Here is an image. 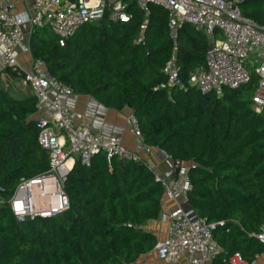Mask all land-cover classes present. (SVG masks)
I'll return each instance as SVG.
<instances>
[{
  "label": "trees",
  "instance_id": "obj_1",
  "mask_svg": "<svg viewBox=\"0 0 264 264\" xmlns=\"http://www.w3.org/2000/svg\"><path fill=\"white\" fill-rule=\"evenodd\" d=\"M243 17L264 27V0H235ZM126 23L87 22L64 46L47 27H34L29 47L48 73L106 107L128 108L143 143L188 167L187 205L214 223L222 258L252 262L264 246V109H252V82L203 94L188 84L203 65L208 39L189 23L170 36L164 9L145 16L134 3ZM176 59L184 88L167 86L163 68ZM9 76H17L7 69ZM34 97L14 98L0 85V264H131L157 242L147 229L162 211L163 189L140 161L103 152L89 166L76 161L64 182L68 207L48 218L19 221L8 200L20 179L44 175ZM226 230L228 232H226Z\"/></svg>",
  "mask_w": 264,
  "mask_h": 264
},
{
  "label": "built area",
  "instance_id": "obj_2",
  "mask_svg": "<svg viewBox=\"0 0 264 264\" xmlns=\"http://www.w3.org/2000/svg\"><path fill=\"white\" fill-rule=\"evenodd\" d=\"M131 3L145 16L141 29L146 27L150 6L157 5L167 13L172 38L185 23L205 34L208 46L204 63L191 72L189 85L203 94L221 87L238 89L250 84L254 74L252 109L256 112L264 109V27L243 17L235 0H32L31 11H17L11 0H0V79L11 69L28 85L36 107H45L44 114L35 119V125L37 142L49 161L44 175L19 180L8 205L15 217L48 218L68 207L64 182L76 161L89 166L92 156L99 152L107 158L140 161L160 181L162 204L165 200L175 202V207L161 217L167 228L164 238L154 247L157 260L160 264H176L178 256L185 254L188 264H206L221 255L213 239L214 223L204 217L190 216L176 202L180 197L187 204V192L191 188L188 167L173 164L174 177L167 180L144 157L152 151L143 143L139 123L132 113L126 116L128 129L134 136V148L130 149L116 137L93 132L82 113L65 105L64 98L73 93L72 89L52 77L43 60L31 57L27 68L18 61L20 54H30L29 45L24 43V24L47 27L58 45L64 46L87 22L103 19L112 23L129 22ZM163 73L167 86L185 87L178 77L174 56L166 62ZM159 154L167 157L163 152ZM255 237L264 246V224ZM222 262L254 264L245 261L239 253L223 257Z\"/></svg>",
  "mask_w": 264,
  "mask_h": 264
},
{
  "label": "crops",
  "instance_id": "obj_3",
  "mask_svg": "<svg viewBox=\"0 0 264 264\" xmlns=\"http://www.w3.org/2000/svg\"><path fill=\"white\" fill-rule=\"evenodd\" d=\"M15 4L17 11L32 9V0H11ZM34 26L29 23L24 24L23 32L25 30H30L29 35L25 33L24 43L29 45L30 36L33 31ZM217 35L218 34L217 32ZM32 57L30 54L22 53L18 57L20 64L24 68L28 67V60ZM3 78V77H2ZM5 78H9L7 74ZM30 91V90H29ZM31 95V93H30ZM27 95V96H30ZM15 98V97H14ZM20 99V98H18ZM65 105L77 112L82 113L85 118L90 122L93 132L100 134L104 137H116L120 140L122 145L127 148H134V136L130 133L128 125L126 123V116L131 113L128 108H123L121 110L106 107L99 103L94 97L90 95H80L72 93L64 98ZM44 106L37 107V115L44 114ZM152 165V167L167 180L171 181L174 177L173 163L169 157H164L159 154V152L153 151L151 155H144ZM1 202V201H0ZM178 204H180L185 211L192 217H196L187 204H185L180 197H177ZM175 207V202L171 200H165L162 204V211L159 218L155 221H150L147 224V229L152 231L157 238V241L164 238L167 224L162 221V215L168 210ZM226 232H228L226 230ZM215 241V240H214ZM216 243V242H215ZM218 246V245H217ZM219 247V246H218ZM220 256H216L210 259L206 264H217L220 261ZM254 264H264V252L257 254L253 260ZM131 264H160L157 260L155 250H151L148 253L142 255L134 263ZM176 264H188V258L185 254H180Z\"/></svg>",
  "mask_w": 264,
  "mask_h": 264
},
{
  "label": "rangeland",
  "instance_id": "obj_4",
  "mask_svg": "<svg viewBox=\"0 0 264 264\" xmlns=\"http://www.w3.org/2000/svg\"><path fill=\"white\" fill-rule=\"evenodd\" d=\"M27 36L30 30H25L24 32ZM0 85L8 92L9 95L15 98H24L30 95L29 87L23 78L18 76H9V78H1ZM220 93L219 89L216 90Z\"/></svg>",
  "mask_w": 264,
  "mask_h": 264
},
{
  "label": "water",
  "instance_id": "obj_5",
  "mask_svg": "<svg viewBox=\"0 0 264 264\" xmlns=\"http://www.w3.org/2000/svg\"><path fill=\"white\" fill-rule=\"evenodd\" d=\"M0 191H1V188H0ZM16 218H17V220H19V221L24 220V217H22V216H19V217H16Z\"/></svg>",
  "mask_w": 264,
  "mask_h": 264
}]
</instances>
